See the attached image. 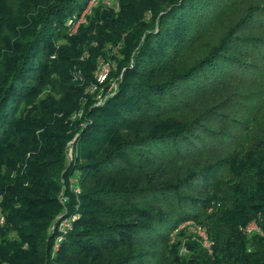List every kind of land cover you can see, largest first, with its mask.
Masks as SVG:
<instances>
[{
	"label": "trees",
	"instance_id": "1",
	"mask_svg": "<svg viewBox=\"0 0 264 264\" xmlns=\"http://www.w3.org/2000/svg\"><path fill=\"white\" fill-rule=\"evenodd\" d=\"M88 1L24 0L12 11L0 0V264H264V138L226 159L239 175L229 207L209 184L217 154L247 126L227 107L248 96L236 90L256 69L248 56L264 53L252 32L264 5L231 17L200 51L232 0H117L68 34ZM107 55L116 86L97 102L86 88ZM204 216L209 254L187 235L169 242ZM63 219L64 233L49 229ZM252 220L261 233L246 236L239 227Z\"/></svg>",
	"mask_w": 264,
	"mask_h": 264
},
{
	"label": "rangeland",
	"instance_id": "2",
	"mask_svg": "<svg viewBox=\"0 0 264 264\" xmlns=\"http://www.w3.org/2000/svg\"><path fill=\"white\" fill-rule=\"evenodd\" d=\"M6 4L9 8L14 11L19 3L24 2V0H5ZM229 4V3H228ZM101 5L105 8L111 9L112 11H116L118 8L117 0H89L81 13L72 17L68 22V34L74 33L78 24L86 23V15H91L93 13V8ZM231 7L227 8V11L224 12L223 15H219V18L216 19L203 33L202 38L200 40V51L205 49L207 45H210L215 39L216 36L222 34L228 20L231 17L236 16L244 11L245 7L256 6V5H264V0H232L230 2ZM254 9V8H252ZM251 9V10H252ZM252 32L258 33L260 37L264 38V27L259 28V30H252ZM205 46V47H203ZM116 50V47H112L108 49L107 53L113 55ZM199 50L194 53V55L198 54ZM190 59L187 58V60ZM249 61L255 65L256 69L251 72V74L246 77L245 81H239L237 83L236 90L240 92L248 93L247 97L236 94L234 99L236 102L233 106L227 107L229 111L232 112V115L237 118H243L244 122H246V128L243 131L234 130V142L226 147L225 150L219 152L217 155L221 156L220 158H225L221 162V169L217 172L216 180L210 181L209 184L212 187L211 193L214 194V200L220 203L225 201L226 207H229L230 199L227 196L229 193L231 186L234 183V178L239 177L237 174L233 172L232 165H229V160L226 159L235 153L238 156H242L246 153L247 149H249L253 144H259L258 140H262L264 138V53L262 52V56L251 55L248 56ZM116 66L114 60L110 56H106L105 58H99L97 60V68L94 71V76L89 86L86 88L88 92L93 93V96L97 102L98 99H101V94L107 92L109 89H114L116 86V81L114 80V76H112L113 71H115ZM123 69V68H122ZM121 69V70H122ZM104 74V79H99V76ZM77 80H80V76L76 74ZM120 74L116 78H119ZM230 84L234 83V78L231 81H228ZM227 82V83H228ZM226 83V84H227ZM234 87H236L234 85ZM230 89H233L231 86ZM110 91V90H109ZM112 92V91H111ZM110 92V93H111ZM244 93V95L246 94ZM43 91L38 94V97H41ZM109 94V93H108ZM75 135H73L69 140L66 141L64 147V163L67 164L71 160L72 153V143L74 141ZM212 159V158H211ZM240 169L244 171L243 167L240 166ZM241 171V172H242ZM76 190L75 192H77ZM196 195V194H195ZM59 198H64V188L62 187L58 192ZM213 203V202H212ZM217 203H214L216 206ZM211 204L207 209V213L210 212L213 207ZM211 207V208H210ZM66 211V210H65ZM2 221V217H0V222ZM209 219L208 216L198 218V221L195 220H185L181 222L173 231L169 234V242H174L176 235L179 234L180 238L184 236H189L206 251L208 254L211 252V240L209 237ZM54 223L49 227L51 230L53 227H57ZM71 227V226H70ZM69 227V228H70ZM239 229L241 232L248 236L251 233V230L256 231L257 233H261L257 228L256 221L252 220L246 223L244 226H240ZM178 253L184 254L186 253V247L181 244L178 248ZM158 264H167L165 260L160 259Z\"/></svg>",
	"mask_w": 264,
	"mask_h": 264
},
{
	"label": "built area",
	"instance_id": "3",
	"mask_svg": "<svg viewBox=\"0 0 264 264\" xmlns=\"http://www.w3.org/2000/svg\"><path fill=\"white\" fill-rule=\"evenodd\" d=\"M99 79L103 80L104 79V74H101L99 76ZM69 227H70V224H69L67 219H63V220L59 221L58 224H57V230L60 233H64L67 229H69ZM56 239H57L56 241H58L60 239V236H58ZM55 246H56V244H54V247Z\"/></svg>",
	"mask_w": 264,
	"mask_h": 264
}]
</instances>
